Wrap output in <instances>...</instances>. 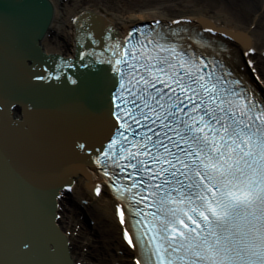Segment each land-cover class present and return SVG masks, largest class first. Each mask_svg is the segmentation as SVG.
I'll list each match as a JSON object with an SVG mask.
<instances>
[{
  "label": "snow or ice",
  "instance_id": "obj_1",
  "mask_svg": "<svg viewBox=\"0 0 264 264\" xmlns=\"http://www.w3.org/2000/svg\"><path fill=\"white\" fill-rule=\"evenodd\" d=\"M128 37L95 60L118 79L114 134L93 163L134 264H264V99L178 32Z\"/></svg>",
  "mask_w": 264,
  "mask_h": 264
},
{
  "label": "water",
  "instance_id": "obj_2",
  "mask_svg": "<svg viewBox=\"0 0 264 264\" xmlns=\"http://www.w3.org/2000/svg\"><path fill=\"white\" fill-rule=\"evenodd\" d=\"M50 18L45 0H0V264H71L54 199L87 160L76 146L111 127L108 69L78 61L77 46L55 69L38 45Z\"/></svg>",
  "mask_w": 264,
  "mask_h": 264
},
{
  "label": "bare ground",
  "instance_id": "obj_3",
  "mask_svg": "<svg viewBox=\"0 0 264 264\" xmlns=\"http://www.w3.org/2000/svg\"><path fill=\"white\" fill-rule=\"evenodd\" d=\"M50 1L54 8L53 18L46 32L47 36L44 37L41 44L44 46L45 51L59 53L62 56L71 55L69 52L72 38L70 19L80 11H89L101 16L103 20L109 22L122 34L129 26L141 21L158 18L165 22L176 18H189L193 22L196 21L200 27L210 25L227 35H231L235 39L234 49L238 52L244 53L248 49H255L256 52L253 59L258 52L264 50V25L260 26L259 20H256L258 10L251 14L252 16L248 19L247 24H244L240 16V11L243 12L242 8L239 7L240 2L244 3L247 10H252L250 9L252 3L249 0H237L236 2L231 0H203L204 2L215 1L213 10H209L207 6L205 8H197L192 5L187 7L190 9L187 15L179 16H171L173 15V10L171 6L163 3L165 2L164 0H125L127 2L126 7L120 9L112 7L113 4L109 3L114 0ZM192 2L194 3L193 0L187 3L191 4ZM258 6L259 8L264 7V0H260ZM262 17L264 19V15ZM210 19L215 21L213 22ZM253 24L255 26L251 28ZM256 37H260L259 41L254 39ZM52 44H57V46L55 45L52 49L47 48V46H52ZM256 60V66H252V68L256 70L257 82L253 84L261 92V90H264V57L257 56ZM85 168L87 169V173L85 172L86 176L75 177L72 191L74 193L76 190L81 200L88 198L87 200L91 201V204L88 203L87 206L82 207L74 198H71L68 194H63L64 198L57 201L58 207H61L62 216L57 220L56 224L58 226L63 224L66 228L72 227L75 235L67 237V240L69 241V256L74 260V264L79 259L81 264H108L109 259H115L114 252L122 250L121 247H123L120 239L117 238L119 228L114 218V202L103 192L98 198L92 196L91 186L95 180V172L92 167L86 166ZM61 202H64L65 206ZM88 210L93 221L92 227L88 224L83 225L79 221L75 222L79 215L86 219ZM77 224L79 226L76 229ZM82 241L88 247V250L85 251L86 253L79 249V245L83 244ZM123 251V258L134 255L126 248H123ZM122 257H120L121 264H132L127 258L122 260Z\"/></svg>",
  "mask_w": 264,
  "mask_h": 264
},
{
  "label": "rangeland",
  "instance_id": "obj_4",
  "mask_svg": "<svg viewBox=\"0 0 264 264\" xmlns=\"http://www.w3.org/2000/svg\"><path fill=\"white\" fill-rule=\"evenodd\" d=\"M164 1L165 2H163V3H165L167 6H171V9L173 10V15H171V16L187 15L188 14V11H190V9H188L187 7H190L192 5H194L197 8L198 7L205 8V6H207L209 8V10H213V8L215 7V1H211V2L206 1L207 4L203 0H193L194 3L192 2L191 4L187 3L188 1H191V0H164ZM231 1L236 2L237 0H231ZM249 1H251L250 3H252V5L250 6V9H252V10H247L246 9V6L242 2H240V4H239V7L242 8V10L244 12L243 13L242 11H240V14H241L240 16L243 19L244 24H247L248 19L251 18V16H252L251 14L254 13V12H256L258 10L256 20L257 21L259 20V22H260L259 25L260 26L261 25H264V19L262 17L264 15V7L259 8V6H258L260 0H249ZM109 3L110 4H113L112 7H117L119 9L120 8H123V7H126V4H127V2L125 0H114L113 2H109ZM209 16H211V14H209ZM254 26H255V24L252 25V27H254ZM254 39H258V41H259L260 37H256ZM55 45L57 46V44H55ZM55 45L52 44V46H47V48H51L52 49V47H54ZM71 48H72V42H70V49L69 50H71ZM70 197L71 198H74L76 201H78V199H79L78 192L75 190L74 193H72L70 195ZM61 203H62V205L65 206V203L64 202H61ZM60 209H61V207H60ZM58 215L62 216L61 210L58 211ZM76 221H79V222L83 223V225H87L88 224V225H90V227H92V224H93V221L91 220V217L89 215V210L87 211L86 219L83 218L82 215H79V216H77L75 222ZM78 226L79 225L77 224L76 225V229H77ZM59 228L61 229L62 232L66 233V235H68V236H74V233L72 231V227L71 226L66 228L65 225L62 224V225L59 226ZM117 238L119 239L118 234H117ZM82 242H83V244L81 243L79 245V249L82 250L83 253H86L85 251L88 250V247H86L84 241H82ZM119 244H120V241H119ZM82 246H84V247H82ZM114 253H115V256H116L115 259H112V258L109 259L108 264L109 263L110 264H113L112 263L113 261H117L116 263L119 264L120 257H122V253L121 252H118V250L115 251ZM124 258L129 259L128 256H125ZM124 258L122 257V260ZM77 263L78 264H81V260L79 259V261Z\"/></svg>",
  "mask_w": 264,
  "mask_h": 264
}]
</instances>
